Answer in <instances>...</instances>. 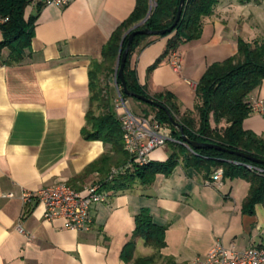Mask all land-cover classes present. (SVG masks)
Instances as JSON below:
<instances>
[{"label":"crops","instance_id":"obj_1","mask_svg":"<svg viewBox=\"0 0 264 264\" xmlns=\"http://www.w3.org/2000/svg\"><path fill=\"white\" fill-rule=\"evenodd\" d=\"M134 6L135 0H73L60 8L31 0L24 19L36 18L26 58L4 65L8 51H0V264H125L120 255L132 240L133 260L152 258L150 264H190L217 243L236 251L264 247V202L251 215L241 212L249 183L222 175L212 182L221 169L187 165L192 151L184 146L169 174H157L149 185L105 190L107 201L92 209L87 232L44 221L43 207L35 201L22 204V192L63 183L83 193L102 179L83 174L105 152L101 142L80 134L89 98L87 71L91 62L101 60L102 47ZM263 37L264 0H217L203 20L200 38L175 51L178 72L169 65L171 53L163 56L170 36L147 37L131 55L130 68L148 97L169 93L180 114L191 112L206 69L232 57L238 39L250 43ZM110 86L115 99L112 79ZM259 101L261 114L252 111ZM247 102L251 114L243 130L264 140V82ZM174 153L177 149L167 144L154 150L149 161L165 163ZM141 210L164 227L162 249L131 239Z\"/></svg>","mask_w":264,"mask_h":264},{"label":"trees","instance_id":"obj_2","mask_svg":"<svg viewBox=\"0 0 264 264\" xmlns=\"http://www.w3.org/2000/svg\"><path fill=\"white\" fill-rule=\"evenodd\" d=\"M179 0H155L151 13L138 30L161 31L169 28L174 20ZM31 0H0V15L7 21L0 25V51L7 49L8 55L4 65H18L26 58L32 39V25L36 18L31 15L27 20L24 13ZM217 0H185L180 20L175 28L161 37H169L163 56L175 52L185 43L200 38L203 20L212 14ZM148 0H135V6L116 30L111 34L101 50V60L90 63L88 77V106L85 124L80 130L86 141H99L105 152L89 164L83 174L95 173L102 179L99 183L109 192H119L131 188L135 183L149 185L157 174L167 175L176 163L183 147L179 143L168 145L177 149L165 163L149 162L145 166H134L131 171L115 176L106 181L111 169L119 168L129 162V157L122 148V132L113 110L114 91L111 79L120 86L116 77V62L123 36L139 24L148 12ZM39 5L36 6V10ZM148 36L137 35L133 38L122 71L124 83L131 93L144 96L164 107L177 122L185 137L200 144H210L237 151L260 160L261 164L250 163L238 156L218 152L212 149L193 151L187 158V165L198 169L218 167L222 177L240 178L249 183V190L241 212L251 215L256 204L264 202V140L251 132L243 130L242 124L251 114L247 96L264 82V37L253 42L237 40L236 53L222 62L209 66L198 81L194 95L193 111L180 114L171 102L169 93L148 97L138 86L134 70L130 68L131 55L144 45ZM127 40L124 39L121 51ZM157 60L149 71L154 69ZM104 81V85H102ZM125 101L132 99L121 95ZM134 100V99H133ZM136 101V100H135ZM138 102V101H137ZM152 117L160 124L170 127L173 141L179 142L180 133L170 126L163 110L147 106ZM250 166L254 170L247 167ZM134 231L131 239L140 238L144 245L155 250L165 246L164 227L153 224L146 210H141L134 217ZM133 240L127 243L121 252L125 264H150L152 258H132Z\"/></svg>","mask_w":264,"mask_h":264},{"label":"built area","instance_id":"obj_3","mask_svg":"<svg viewBox=\"0 0 264 264\" xmlns=\"http://www.w3.org/2000/svg\"><path fill=\"white\" fill-rule=\"evenodd\" d=\"M73 0H44L46 4L64 8ZM149 6H154L155 0H148ZM7 21L0 15V25ZM169 65L173 71L178 72L180 62L177 54L172 52L169 56ZM116 88V97L113 100V110L119 121L122 132V148L129 157V162L119 168L111 169L106 181L115 176L125 174L134 166H145L149 155L158 149H163L172 139L171 129L158 123L153 117L135 116L126 106L121 97L120 88ZM252 111L258 114L263 112V103L257 102ZM179 143V142H176ZM180 144V143H179ZM254 170L252 167H247ZM222 171L217 170L212 176V182L221 179ZM11 197V195H7ZM108 194L101 183L97 182L87 187L83 193L77 192L66 184L59 183L44 187L36 192H22V204L37 202L42 205V219L47 222L61 221L62 228L75 232H87L92 226L90 213L96 205L104 204ZM20 231V229H19ZM190 264H264V247L257 249H243L236 251L233 248H223L220 244L215 246L202 258H195Z\"/></svg>","mask_w":264,"mask_h":264},{"label":"water","instance_id":"obj_4","mask_svg":"<svg viewBox=\"0 0 264 264\" xmlns=\"http://www.w3.org/2000/svg\"><path fill=\"white\" fill-rule=\"evenodd\" d=\"M184 3H185V0H179L178 1V6H177L175 17H174V20H173V22L169 28H167L165 30H161V31H149L148 29L138 30V28L141 27L144 24V22L148 19L149 15L151 13L152 6H149L146 17L139 24L134 26L131 30H129L123 36L121 43H120L119 55L117 57V62H116V67H115L116 77L118 78L119 84H120V86H119L120 92L123 96L132 98V99H134V100H136V101H138L144 105L151 106V107L157 108L159 110H163L165 112V114L167 115L170 126L177 129L178 132L180 133L179 143L182 146L188 148L190 151L193 152V151L199 150V149H212V150H215L218 152L238 156V157H240V158H242V159H244L250 163H253V164H261L262 162L260 160L253 158L252 156H249L247 154L241 153V152L230 151V150H227V149L220 147V146H215V145H210V144H200V143L190 141L187 137L184 136L181 126L177 122H175V120L169 115V113L167 112V110L164 107H162L160 104L153 101L152 99L131 93L130 91H128V89L124 83L122 71H123V67L125 64V60H126L128 51H129V46H130L133 38L137 35L149 37V36H164L165 34L170 33L175 28L178 21L180 20ZM124 39L127 40V43H126L124 50L121 51V46H122ZM114 83H115V81H114Z\"/></svg>","mask_w":264,"mask_h":264},{"label":"rangeland","instance_id":"obj_5","mask_svg":"<svg viewBox=\"0 0 264 264\" xmlns=\"http://www.w3.org/2000/svg\"><path fill=\"white\" fill-rule=\"evenodd\" d=\"M104 83L105 82L102 81V85H104ZM113 83H114V79H113ZM112 106H113V101H112ZM126 106L129 109V111L134 115L145 116V117L152 116L151 110L148 109L146 105L137 102L133 99H128Z\"/></svg>","mask_w":264,"mask_h":264}]
</instances>
